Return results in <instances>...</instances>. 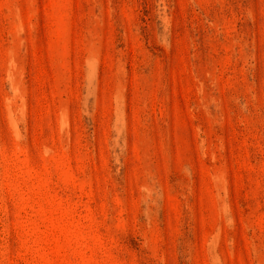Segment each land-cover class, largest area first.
<instances>
[{"label":"rangeland","instance_id":"374dc122","mask_svg":"<svg viewBox=\"0 0 264 264\" xmlns=\"http://www.w3.org/2000/svg\"><path fill=\"white\" fill-rule=\"evenodd\" d=\"M0 264H264V0H0Z\"/></svg>","mask_w":264,"mask_h":264}]
</instances>
